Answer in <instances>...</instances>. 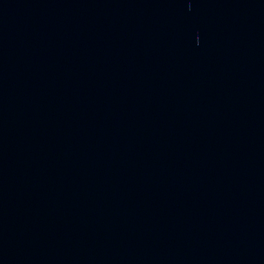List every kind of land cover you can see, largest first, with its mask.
Returning <instances> with one entry per match:
<instances>
[{"label": "water", "instance_id": "obj_1", "mask_svg": "<svg viewBox=\"0 0 264 264\" xmlns=\"http://www.w3.org/2000/svg\"><path fill=\"white\" fill-rule=\"evenodd\" d=\"M0 264H264V0H0Z\"/></svg>", "mask_w": 264, "mask_h": 264}]
</instances>
